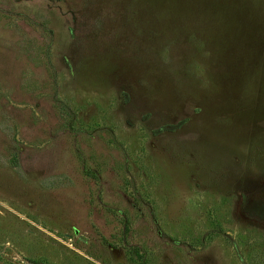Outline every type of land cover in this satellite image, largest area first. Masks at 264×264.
Masks as SVG:
<instances>
[{
	"label": "rangeland",
	"instance_id": "rangeland-1",
	"mask_svg": "<svg viewBox=\"0 0 264 264\" xmlns=\"http://www.w3.org/2000/svg\"><path fill=\"white\" fill-rule=\"evenodd\" d=\"M0 264H264V0H0Z\"/></svg>",
	"mask_w": 264,
	"mask_h": 264
}]
</instances>
